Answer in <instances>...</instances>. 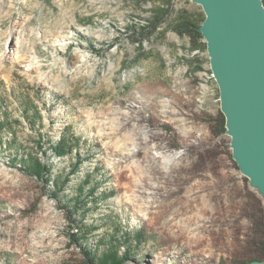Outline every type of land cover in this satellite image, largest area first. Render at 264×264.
I'll return each instance as SVG.
<instances>
[{"label":"rangeland","instance_id":"374dc122","mask_svg":"<svg viewBox=\"0 0 264 264\" xmlns=\"http://www.w3.org/2000/svg\"><path fill=\"white\" fill-rule=\"evenodd\" d=\"M184 16L205 13L0 0V264L264 261V200L232 156L207 49L173 29Z\"/></svg>","mask_w":264,"mask_h":264},{"label":"water","instance_id":"95a60500","mask_svg":"<svg viewBox=\"0 0 264 264\" xmlns=\"http://www.w3.org/2000/svg\"><path fill=\"white\" fill-rule=\"evenodd\" d=\"M193 1L205 13L200 31L218 84L232 156L264 200V1Z\"/></svg>","mask_w":264,"mask_h":264},{"label":"trees","instance_id":"16d2710c","mask_svg":"<svg viewBox=\"0 0 264 264\" xmlns=\"http://www.w3.org/2000/svg\"><path fill=\"white\" fill-rule=\"evenodd\" d=\"M168 12H169L168 10H165L161 14L162 18L167 16ZM204 18H205V16L198 17V18L191 17V16L190 17L184 16L182 18L175 20V23H173V24H175V25H173V29H175L178 33H180L182 35H189L194 42L193 43V49L205 50L206 49V43H205V41H203L204 37L202 36V33L200 31V26H201ZM152 26L155 27L156 23L155 24L153 23ZM72 138L69 139L66 137V134H64L62 136V139L58 142V144L51 145L52 150L55 151L58 155H63L64 153L69 152L72 149V146L74 144V142H72V140H73ZM22 162H24V161H22ZM25 168H29L31 170V172H33V173H35L41 177H44L46 174H51L50 169L44 163H41L39 161L34 162V161L29 160V161L25 162ZM80 192L81 193L78 195L82 194L83 187L81 188ZM92 192H94V191H92ZM75 210L76 209H73V211H71V213L74 212ZM69 216H70V214H69ZM80 230L84 231L85 228L80 227ZM70 236H74V234L71 233ZM88 252H89V253H87L88 258H89L88 260L90 261L91 264H109L107 262L106 263L100 262V258H98V257H96V255H93L92 253H90V251H88ZM112 256L113 255L111 254L108 258L112 264H121V261H119L116 257L114 258ZM254 260H256V259H254ZM254 260H252V261H254Z\"/></svg>","mask_w":264,"mask_h":264}]
</instances>
